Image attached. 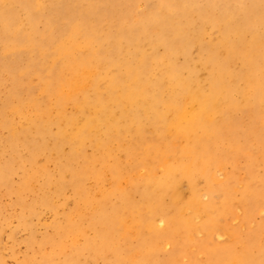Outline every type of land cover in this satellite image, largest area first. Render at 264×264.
Here are the masks:
<instances>
[{
	"label": "bare ground",
	"instance_id": "bare-ground-1",
	"mask_svg": "<svg viewBox=\"0 0 264 264\" xmlns=\"http://www.w3.org/2000/svg\"><path fill=\"white\" fill-rule=\"evenodd\" d=\"M83 1H85V0H0V26H1L0 27L1 28L0 29V37L2 35H3V37L7 36V39L5 41V46H6L5 50H6L7 54L10 53V57L13 58L8 63H7L8 59L4 60V61L1 60L0 61V68L4 69L5 71H7L12 76L14 83H15V81L17 83L19 81V78H20V81L22 80V82L24 83L23 79H21L22 73H20L17 69L18 53L22 50V47H23L22 44L24 42L27 43L28 45H31V46L34 45V43H35L34 36H36V32H37L36 26H38L37 24L42 23V25H44V29L41 31L40 43L39 44L37 43L38 44L37 46L40 49H46V51L49 52L50 49L48 46H50V48H51V46L54 45V49L53 48L51 49L52 52H51V50L49 52L50 56H52L55 59V61L60 62V63H58V65L61 64L60 67L62 66L61 68L60 67L57 68V67H54V64H53L51 67H49L50 66L49 65L48 67L44 68V67H42V65H38V64L37 65H35V64L29 65V68L31 70L37 71L38 73H41L44 76V81H45L44 82L45 83L44 89H47L48 92L51 93V95L56 98V101L58 103L63 104L67 100H71V99H73V100L76 99V101H77L78 100L77 96L80 93L83 94L84 91L86 93L87 92L86 90L89 89L91 91V88H93L94 91L90 93L92 95L93 99L91 101L84 100L81 103H79L77 106L79 112L76 110L78 112V115L75 113L73 116L69 117L66 120V122L69 125H71V127H69L68 129L70 130L72 128V131L70 134L67 133L69 131H65V129H64L65 127L64 128L60 127V120H62V119H60V117H57L55 119H49V121L46 123L43 122L44 121L43 120L44 118H43L42 120L40 119L42 121V123H40V121L38 122V120H35V118H32V120H31V117L28 116V117H30L29 118L30 124L28 126H26V128L31 127V129L36 134H38L40 136H44L45 134L46 135L49 134V139L51 141L53 140V142L51 144L52 148L55 147L57 149V147H58V149L63 150V148L65 147L63 144L68 143L69 150H68V152H66L62 155L64 157L65 161L63 164L60 165L59 170H60V174H61V172L65 171L66 169L72 170L73 187H71V188L74 190V201H75L74 203L75 204H77L76 200H78V204L81 203L79 201L85 202V200H86V203H88V204L90 203V198L88 195L86 197V195L84 193L86 190L83 189L84 187L82 185L85 184V183L83 184V181H84V178L86 176L87 177H88V175L92 176V174L95 175V173H93L94 169H91V167L89 166L90 162H89V164L86 163V166L83 167L84 169H82V170L81 169L76 170L77 168L75 169V167H74V164L76 163L75 162L76 159L83 157L81 150L83 149L82 147L85 145V143L87 141L88 142L90 141L92 146H94L93 149H96L100 145L101 141H107L108 142V136L106 135V136L102 137L101 135H105L108 133L115 132L116 133L115 136H118L122 131H128V132H130L131 137L139 145H141L140 148H142V157L139 158L140 163L151 166L150 167L151 169H149L150 172L147 173V175L145 174V171H143L146 169L145 168L139 173V175H140L139 182L134 183V185L131 187L129 186L130 187V192L128 191L129 194L131 192H132V194H135L136 192H138V195L137 194L136 195L137 196L140 195L141 198L140 197L139 198L141 200L138 197H137L138 198L137 200H139L141 202L140 203L135 202L136 200L135 201L132 200L134 197L131 198L132 194L129 195L127 192L123 193L121 191V192H119L120 193L119 194L120 199L118 202H120V203L118 206H116L112 202L114 199L111 201L112 203H110V209H108L106 207V204L109 201H105L104 203H102L101 209L98 208L99 209L98 215L96 214L97 216L91 222L92 229L94 231L93 237L92 238L88 237L87 239H84L83 246H81L79 248L80 250H77V251L72 250L73 253H77V255H80L81 254L80 251L86 250V251H89V253L92 252L94 255H97V254L105 253V251L108 249V251L112 250L114 255H116V257H117L112 262H110L109 264H141L138 261V259L135 258L136 255L133 254L134 251L136 252V250H133V253H131V255L134 256V259L132 258L133 261L128 260V262L125 263V261L120 260V258L124 259L125 257L118 254L121 251V248H120V246H114V241L119 239L118 234L120 233V231L122 229H125V231L127 230L132 235H134V237L137 241L136 246L135 245L134 246L137 248V250L139 251L141 249H144L145 253L144 254L142 253L141 256H145V258L141 259V261H143V260L149 261V259H152V261H155V257H156L157 252L163 250L166 252L165 254H168L167 261H158L157 264H184L180 261V257L184 256L183 251H185L188 248H191V245H192L191 249H193V250L196 249V247L194 245L195 241H193V234L196 235L195 233H197L199 235L202 232H206L211 237L213 236V234H218V237H219L221 235V228H223V231L226 232L227 234H229L230 236L231 235L236 236V232L238 233V231L235 232V231L230 230L229 229L230 227H227V225L225 223H227L228 220H231V219L226 218L227 214H229V215L230 214H233V215L238 214V213H236V208L239 207L240 205L236 204L235 199L238 198L239 193H241L240 195L242 196V199H244V201H245L244 202L246 205L245 207L249 208L250 210H252V206H253L252 205L253 204V197L257 196V198H259V197L264 198V192L256 191V187L254 188L251 186L250 183H248L250 181V179L252 177H254V175L256 176V174L251 175V172H249L250 173L249 175H251V177L249 176L250 177L249 181L247 183L243 182L238 186L237 179L230 180V175H227L228 174L227 172L224 173L222 170H220L219 172H215V170H212V168L209 167V164L211 162H213L217 168L222 169V167H219V165L221 164L222 161L227 160L226 158H229V156L231 155V152H230L224 156L223 155L224 152L222 153L221 150L214 152L215 142H213V141L221 136L222 131L224 132V130H222L223 123L225 126L224 128H228V130H229L230 126L228 123H229V120L232 119V118H229L231 116V115L229 116V111L233 110V109H237L238 107H240L243 104L242 102L237 101L236 99H234L232 97V92L234 89L236 90L237 87H236V85L232 86L233 81H235V80H234V76L232 75V73L230 71V64L234 63V61L237 59H242L246 63H248L247 66L245 65V67H244L245 72H242V70H241L242 73L239 72V74L236 75L239 78L238 83L240 84V81H242V79L248 80V78L250 76L253 77V75H251V74L255 70V66H257L255 64L258 61V60L255 61L254 59L262 57L261 60L263 61V63L258 62V64H259V66H261L263 68V70L262 69L260 70V74H262L263 75L262 77H264V57H263L264 54L262 52L263 51L262 50L263 43L260 40V38H258L257 33H256L257 25L264 23V0H229V3H230L229 6L227 5V2H225L226 5L224 3H222V5H220L218 2L216 3L215 0H213V2L207 6H202V5L200 6L198 4L199 1H197V0H150V3L145 4L144 6H141L140 0H127L128 1L127 9H124L123 11H125V12H122V13L119 12V9H116L117 8V6H116L117 2L112 1L111 7L107 8V7H100L98 2L94 3V2H91L90 0H86L87 2H83ZM205 2H207V0ZM82 3H84L83 7H79L80 4H82ZM112 11L114 12V15H115L114 16L115 21L117 20L116 22L114 21L116 23V28L124 27V24H125V26L126 25L129 26V29H128L129 33L133 37L128 42L129 45L133 44L131 46L130 50L128 51L129 53H130V51L134 52V53H132V55H130V57L131 56L134 57L133 61H131V59L129 61L128 59L125 58L122 60V62H116V63H118L117 67L119 68L120 71H122L127 76V79L125 81H122V79L119 76H117V72H116V75H107V77H106V82L108 84L107 86H108L109 96L114 101V103L116 104V106L118 108L121 107L119 114L114 112V110H113V112L110 111L108 108V104H106V100L104 101V99L99 97L100 95L99 96L96 95V94H98L97 90H96L97 89L96 83H97V80H99L100 70H102L103 68H105L107 65H109L112 62V59H114V55H120V50H122V49L119 50V46L117 44H114L112 47H110V49H108L109 52L108 51H102L103 49H99L97 51H95L96 49L93 50L95 52L91 53V55L89 56V59H88V57H86L87 59H85L82 56L76 55L77 49L79 50V49L83 48L84 45H88V46L90 45V43H89L90 39L98 40L99 30L97 27V23L99 21L102 22L103 19H101V18L106 17L107 15H109V13L111 14ZM117 12H119V13H117ZM236 13L239 16H241L240 17L241 20L235 19V17H237V16H235ZM21 14L24 15L27 23L31 27V30L29 29L30 32L27 33V36L26 35L24 36L23 34H21L23 31L22 30L23 27H21V25L20 26L17 25L18 27L14 26L16 24L15 21H17L16 18L17 17L20 18ZM34 14H37V17L34 16ZM92 16H98V17H94L93 20H91L90 18ZM131 24L132 25L135 24V25L132 26ZM196 24L198 25V27L197 28L195 27L196 28V30H195L194 26ZM42 25H39V26H42ZM136 25L138 27H136ZM113 27H115V26H113ZM37 28H39V27H37ZM111 28H112V26H111ZM216 28L219 29L220 34H221V36L218 37L217 42L213 43L210 46L208 44L207 45L201 44L200 37H201V35H203L202 33H204L202 31L205 30V32H207L208 30L210 31V29H216ZM11 29H14V31H13L14 34H11V33H13V32H11L12 31ZM56 29H57V31H56ZM111 31H113V30L111 29ZM119 31H121V30H119ZM148 31H151V32H148ZM247 31L250 33H253L252 41L250 43H248L245 40V38L242 37V35ZM156 32L159 34L157 35ZM129 33H128V35H129ZM150 33L155 34V36H152V34L150 35ZM250 33H249V35L251 37ZM130 35H129V37H130ZM246 36L247 35H245V37ZM125 37L127 38V35ZM142 37L147 41V44L151 45L152 50H151V52H148L145 55H141V56L139 55L140 58H139V60H137L135 57L138 56L139 52L137 51L138 49L136 48L135 43L137 42L138 39H140ZM233 37H234V39H232ZM262 37L264 38V36H262ZM206 38H209V37H206ZM109 40H111V39H109ZM208 40H210V38ZM138 41L140 42V40H138ZM117 43H119V42H117ZM158 44H161V45H163V47H165L166 51H165V54L163 57L160 56L159 54H157L155 51V48ZM191 44H193V45L195 44V45L200 46V51L202 53V60H201L202 65H204L208 68V74L209 75L207 74L208 75L207 79H208V87L209 88H208V90L206 89L207 90L206 92H203L202 90H200L201 89L200 85L203 83H201V84H199V86H197L198 83L193 82V77H195L197 75L200 76L201 74L198 73V74L194 75L195 71L189 70L190 73L188 75L185 72L184 73L186 75H183L181 73L184 71V69H183L184 66H182L181 68L179 67L180 65L176 66L178 63V62L176 63V56H178L179 53L184 54V56L187 55L188 51H190L189 48H190ZM91 45H93V44H91ZM124 46H126V44ZM128 47L126 49H128ZM222 48H224L226 50V52H227L226 56L227 57H221L220 56V50ZM36 49H38V48H36ZM90 49H91V47H90ZM160 51L161 50L159 48V52ZM194 51H195V48H194ZM41 52H42V50H41ZM88 52H91V51H88ZM204 52L207 53L206 56H205ZM47 53H46V55L49 56V54H47ZM81 53H82V51H81ZM192 53L189 52V55L190 54L192 55ZM37 54H39V53H37ZM28 55H26V56H28ZM41 55L45 56L42 53H41ZM82 55H83V53H82ZM38 60H40V59H38ZM114 60L117 61V59H114ZM134 61H135V63H134ZM152 61H154L156 63V66L163 64L164 67H166V69H165L166 72H163V73H165L166 78H167L166 82L164 79H161V78H157L156 81H154V83L150 82L151 76H150V67H149L150 64L149 63ZM189 63H191V62H189ZM193 64H195V63H193ZM191 66H193V65H191ZM236 67H238V66H236ZM29 68H27L26 71ZM111 69H113V68H111ZM43 70L45 71L46 74L43 73ZM257 72L255 74H257ZM3 73H4V71H3ZM28 73H30V72H28ZM31 73H32V71H31ZM235 73H236V71H235ZM105 74H106V72H105ZM161 74H162V72H161ZM2 76H4V75H2ZM6 76H8V74ZM101 76H103V75H101ZM51 77H54V80H55L54 85L52 83H50V81H48V79L52 80ZM254 78H255V76H254ZM196 79H194V80H196ZM5 80H4V82H5ZM258 81H260V79ZM101 82H105V81H101ZM20 84H19V87H20ZM40 85L42 86L43 84H40ZM149 85L151 87H149ZM35 86H39V85H35ZM95 86H96V88H95ZM166 86H167V94H170V95H168L166 98H162V96H163L162 95V92H163L162 88L163 87L165 88ZM242 87H243V85H241V88ZM244 87H246V88H244V90H246L247 87L249 88L248 90H250V87H251V89L254 91V94L256 93V99H254V101H256L257 107H255L256 108L255 110L262 108L263 107L262 104H264V82L258 83L257 81H247V85ZM27 88H28V90L32 91V89H29L28 86H27ZM27 88H26V90H27ZM34 88L36 89V87H34ZM15 89H17V88H15ZM37 89H39V88H37ZM5 90H7V89H5ZM22 90H24V89H22ZM26 90H25V92H26ZM89 90H88V92H89ZM241 90H243V89H241ZM164 91H166V89ZM19 92H22V91H19ZM40 93H39V95H41ZM11 94H10V96H11ZM99 94H100V92H99ZM103 94H105V93H103ZM3 95L5 98L4 93H3ZM248 95H250V94H248ZM173 96H175V97H173ZM239 96H241V95H239ZM244 96H245V94H244ZM37 97H33V98H37ZM42 97L43 96L41 95L39 97V99H41ZM176 97H179V98L176 99ZM17 98L18 97H16L15 99H17ZM43 98H45V97H43ZM42 99L40 101H42ZM90 99H91V97H90ZM242 99L243 98H241V101H243ZM27 100H29V97ZM33 101H32V103H33ZM6 102L4 103L5 105H6ZM2 103H1V105H2ZM40 103L41 102H39V104ZM7 105H6V108H8ZM124 105L126 107L124 110L125 114L121 110L122 107H124ZM9 107L11 108V106H9ZM67 107H68V105H67ZM3 108H5V106ZM220 108H222V113L224 115L223 116L221 115L222 120L218 121L216 118V115L218 114V112L220 113V111H221ZM37 110L39 111L40 108L38 107ZM250 110H251V108H250ZM4 111L5 110H3V112ZM247 112H249V111H247V109H246V113ZM42 113H45V111ZM54 113H55V111H54ZM1 114H2V112H1ZM50 114H49V116H50ZM254 114H256V113H254ZM5 116H6V114H5ZM234 116H236V115H234ZM246 116H247V114H246ZM255 116L256 115H254L253 117H255ZM257 116L259 117L260 115H257ZM257 116L255 118L259 119V118H257ZM14 117H15V115H14ZM244 117L245 116H243V118ZM20 118L23 119V117H20ZM24 118H25V116H24ZM38 118H40V117H38ZM124 118H125V120H124ZM16 120H17V118H16ZM237 120H239V119L237 118ZM241 120H239V121H241ZM9 121H10V119H9ZM145 121H147L148 127L151 128L148 131L156 134V140L159 141L158 143H154L155 137H153V142H151L152 139H151V141H149L145 138V135L143 133L144 128H146V127H144V126H146L145 125L146 123H144ZM248 121H249V119H248ZM259 121H261V119ZM10 123H8V124H10ZM16 123H18V122H16ZM22 123H25V122H22ZM238 123H240V122H238ZM4 124H6V123H4ZM26 124H28V123H26ZM26 124H24V125H26ZM258 124L256 126H258ZM54 125L57 126L56 127L57 133L53 134V133H51L52 130L50 127L54 126ZM243 125L245 126V124H243ZM1 126L2 125H0V127ZM18 126H20V124ZM238 126H239V124H238ZM250 127H252V126H250ZM9 128L11 129V127H9ZM235 128H236V125H234V123H233L231 131H235L237 129V128L236 129ZM240 129H242V128L240 127ZM228 130H227V134H229V137H230V135H232L233 132H230ZM248 130H250V128ZM237 131H238V129H237ZM27 132H29V131L12 130V133H11L12 136L10 135L11 138L10 139L7 138L8 139L7 145L12 150H15L18 147L17 146L18 143L21 142L23 147H26L27 150L30 151L31 160L33 161L34 156L38 152H40L44 149V147H43L44 145L35 143L36 140L33 141L34 143H27L26 138L23 139L24 135ZM228 132H230V133H228ZM166 133H169L172 141H168L165 139L164 135ZM247 133L246 134L244 133V134L248 136ZM26 135H28V133ZM33 135H35V134H33ZM68 135H69V137L66 138ZM251 135H253V134H251ZM241 136H243V134ZM0 137H2V135ZM37 137H38V139H40L39 136H37ZM113 138H114V135H113ZM255 138L256 137H254V139ZM42 140H43V138H42ZM177 140H178V143H177ZM231 140H233V139H231ZM241 140H242V138H241ZM45 141H48V140H45ZM125 141H126V139H125ZM209 141L213 142V150H211V147H210L211 143H209ZM234 141L235 142H233V143L235 145L238 144L237 142H239L238 140H234ZM247 141L245 140L244 142L246 143ZM39 142H40V140H39ZM109 143L111 145H113L112 142H109ZM107 144L108 143H106V146H107ZM247 144H249V142ZM45 145H46V143H45ZM263 145H264V143H263ZM118 146H121V145H118ZM240 147H242V146H240ZM259 147L260 146H258L257 151H258V149L261 148V147L260 148ZM113 148H116V147H113ZM98 149L97 150L99 152L101 148H98ZM121 149H123V148H121ZM127 149L129 151V153L128 152L127 153L130 155V157H128V156L127 157L131 161V167L132 168L134 166L136 167L137 162L135 159V156H136L135 147L127 146ZM127 149H125V150H127ZM22 150H24V149L22 148ZM62 150H60V152ZM65 151H67V149ZM84 151L86 152V150H84ZM238 151H242V150H238ZM251 151H252V149H248V147H246L245 152H247V154L249 156L251 155L250 154ZM49 152H50V150H49ZM62 152H64V151H62ZM62 152H61V154H62ZM107 152H108V154H106V153L105 154H106V156H109L110 151H107ZM117 152H120V149ZM93 153L94 152H92V154ZM95 154H94V156H96ZM241 154H243V153H241ZM241 154L239 153V155H241ZM254 154H255V152H254ZM245 155H243V156H245ZM221 156H222V158H220ZM232 156H234V155H232ZM113 157L116 158L115 156H113ZM119 157H121V155ZM123 157H125V156H123ZM234 157H236V156H234ZM20 158H22V157H20ZM107 158H109V157H107ZM237 159H234L235 162H239V161H237ZM240 159H243V158H240ZM252 159H253V157H252ZM98 160H99V158H98ZM110 160H111V158H110ZM100 162H101V160H100ZM123 162H125L124 159H123ZM119 163H121V162H119ZM119 163H118V165H119ZM251 163H252V161H251ZM258 163H259V161H258ZM42 164L44 165V163H42ZM157 164H158V167L156 166ZM236 164H238V163H236ZM103 165H105V163H103ZM106 166H108V165H106ZM155 166L158 168V170L161 169V170H159L160 174L158 173L156 175L155 174L156 172L154 173V171L156 169ZM216 167H214V168H216ZM80 168H81V166H80ZM121 168H122V166H121ZM100 169H101V167H100ZM239 170H238V172H239ZM159 171H157V172H159ZM95 172H97V171H95ZM135 172H137V170ZM104 173H106V172H104ZM111 173L114 177H118L119 173H121V172H119V168L117 166H113V167H111ZM237 174L239 175V173H237ZM32 175H33V173L26 172V178H25L26 181H29L31 179ZM247 175H248V172H247ZM113 176H111V177H113ZM243 176H245V175H242V177ZM261 176H262V174H261ZM52 177H53V175H52ZM259 178L260 179L258 180V187L260 186V187L264 188V178H261V177H259ZM88 179H89V177H88ZM199 179H202V181L204 183V186L202 188L198 186V180ZM246 179H248V178H246ZM111 180H112V178H111ZM51 181L52 180L47 175L46 179H45L46 186L50 185ZM88 181H90V180H88ZM99 181H101V180H99ZM69 182H71V180ZM69 182H67V183H69ZM93 182H92V184H94ZM183 182H186V188H187L186 193H185L184 189L182 188ZM96 183H98V182H96ZM103 183H104V180H103ZM56 184L61 186L62 180L58 179V182ZM105 185H107V184H105ZM113 185L116 186L115 184H113ZM68 187H70V186H68ZM87 187L88 186H86V188ZM92 188H94V187H92ZM116 189H117V187H116ZM23 190H25V189H23ZM122 190H123V188H122ZM127 190L128 189H126V191ZM258 190H260V189H258ZM94 192H96V191H94ZM104 192H106V191H104ZM110 192H111V190H110ZM186 194H187V196H186ZM109 195H112V193L111 194L109 193ZM166 195L167 196L170 195V200L175 205H172L171 201H170V205H165L163 203L162 198ZM241 196H239V201L241 200ZM114 197H115V195H114ZM119 197H116V198H119ZM97 198H101V197H97ZM105 198H108V196L105 195ZM110 200H111V197H110ZM92 201H94V200H92ZM43 202H44V200H43ZM48 202H49V199L47 200V203ZM176 202L178 204H176ZM47 203L45 202L46 205L49 204V203L48 204ZM54 203H55V201H54ZM75 204L73 205L74 211H76L75 210L76 207H80L78 204H77L78 206ZM247 204H249V205H247ZM87 207H88V205H87ZM96 208H97V206H96ZM262 208H264V207H262ZM84 209H86V208L84 207ZM78 210H80V209H78ZM95 210H97V209H95ZM241 210H243V208ZM250 210H246V212L244 210H243V212L241 211L242 213L238 217L239 221H240L239 224H241L242 221L245 219H246L245 221L249 222V219H250L251 214H252L249 212ZM65 212H66V210H65ZM70 212H72V209ZM88 212H89V210H88ZM187 212H189L191 214L188 215ZM73 214H71V216ZM220 215H223L222 220L220 219ZM63 216L64 217L68 216V218L70 217L68 215V212H66V214H64ZM231 217H233V216H231ZM252 218H253V215H252ZM259 218L257 220H259ZM260 219L263 220V218H260ZM71 220H73V219L71 218ZM67 221H70V220H67ZM237 221L235 223H237ZM230 222L231 221H229V223ZM254 222L256 223L257 221H254ZM229 223H227V224H229ZM53 224H54V222H53ZM53 224H51V225H53ZM59 224H60V222H59ZM231 224H233V223H231ZM263 224H264V222H263ZM248 225H250V224H248ZM54 226L55 225H53V228H54ZM59 226H62V225H59ZM62 228H64L66 231L70 232V230H74V229L76 230L77 225L76 224H69L67 222V225L65 227H60V230ZM262 228H260V229H262ZM238 229H236V230H238ZM59 232L57 231L56 233H59ZM90 232H91V230H90ZM56 233H55V235H56ZM60 233H62V232H60ZM60 233H59V236H60ZM75 233H77V232L75 231ZM124 233H126V232H124ZM64 234L65 233H63L62 235L64 236ZM73 234H74V232H73ZM247 234H250V233H247ZM77 235H78V233H77ZM60 238H62V237H60ZM68 238H67V240H68ZM72 238H73V236H72ZM241 238H242V236H241ZM57 239H58V237H57ZM211 239H212V242L216 241V240H214V237H212ZM257 239H259V238L257 237ZM45 240H47V239H45ZM225 240H227V239H225ZM52 241H54V240H52ZM238 241H240V240H238ZM122 242H126V239L122 238ZM49 243H50V241H49ZM53 243L54 242H52V244ZM222 243H224V242H222ZM52 244H51V246H52ZM55 244H57L56 241H55ZM58 244H61V242H59ZM62 245H64V243ZM66 245H68V244H66ZM56 247H57V245L55 246V248ZM69 247L70 246H68V248ZM238 249H240V248H238ZM55 250H53V251H55ZM201 250H203V249H201ZM249 250H251V248ZM60 251L63 254L62 256H65L67 254L64 247H62L61 250L59 249V252L56 250V252H58V253H60ZM131 251H132V249H131ZM214 251L217 252L216 258H215V260H210L211 264H225L224 262H226V259H225L226 256L229 257V264H230V262H232L233 264H263V262H264V246L261 247V249L259 250L260 256H257L256 258H253V259L248 256L249 254H251V253L248 254V251H246V252L243 251L244 252L243 254L237 253L233 248H231V245H229L225 249H221L220 246L217 245V249H214ZM203 253H205V252H203ZM54 255H55V257H57L56 254H54ZM139 255H140V253H139ZM194 255L196 257V254H194ZM200 255H202V254H200ZM205 255H206V253H205ZM252 255H254V254H252ZM256 255H258V254H256ZM81 256H82V254H81ZM81 256H80V258H81ZM132 256H130V257H132ZM189 256H190V254H189ZM105 257H106V255H105ZM204 257H209V256H204ZM44 258H47V256L46 257L44 256ZM211 258H212V256H211ZM90 259H92V258H90ZM195 259H198V258H195ZM67 260H68L67 264H75L76 263L75 258L73 257L72 253H71L70 257H67ZM207 260H209V259H207ZM152 261H150V262H152ZM61 262H62V260H61ZM61 262H60V264H61ZM80 262H82V261H80ZM100 262H102V261L100 260ZM57 263H59V262H57ZM45 264H55V263H54L53 259L49 258ZM187 264H192V262L191 263L188 262Z\"/></svg>",
	"mask_w": 264,
	"mask_h": 264
},
{
	"label": "rangeland",
	"instance_id": "rangeland-1",
	"mask_svg": "<svg viewBox=\"0 0 264 264\" xmlns=\"http://www.w3.org/2000/svg\"><path fill=\"white\" fill-rule=\"evenodd\" d=\"M91 2H94V3H99V6L100 7H111V2H117V8L116 9H119V12L122 13V12H125L123 11L124 9H127V4H128V1L127 0H90ZM199 1L198 4L201 6H207V5H210L213 0H207V2H205L206 0H197ZM216 3L218 2L220 5H222V3H224L226 5L225 2H227V5L229 6L230 3H229V0H215ZM83 2H87L86 0L83 1ZM203 2V3H202ZM150 3V0H140V5L141 6H144L145 4H148ZM101 4V5H100ZM223 4V5H224ZM84 3L80 4L79 7H83ZM231 7V6H230ZM141 8V7H140ZM117 12V13H119ZM112 15V16H111ZM34 16L37 17V14H34ZM111 16V17H110ZM114 12L112 11V13L109 15H107L106 17H102L101 19H103L102 22H98L97 23V27H98V30H99V36H98V40H95V39H90L89 43L90 45H84L83 48L81 49H77V54L76 55H79V56H82L84 57L85 59H87L86 57H88L89 59V56L91 55L92 52H95L99 49H103L102 51H108V49H110V47H112L114 44H117L119 46V50H120V55H114V59H117L114 60L112 59V62L107 65L105 68H103L102 70H100V75H99V80H97V83H96V86H97V93L96 94L97 96H99L100 98L104 99V101L106 100V104H108V108L110 111L113 112H116L117 114H119V111H120V108L121 107H117L116 104L114 103V101L110 98L109 96V93H108V84L106 82V77L107 75H116V72H117V76H119L122 81H125L127 79V76L119 70V68L117 67L118 63L116 62H122L123 59H128L130 61H133V56L130 57V55H132V53H134L133 51H130V53L128 52L131 48V46L133 45H129V41L130 39H132V35H130L129 33V26H125L124 24V27H118L116 28V21H115V18H114ZM237 17H235V19H239L241 20V16H239L237 13L236 15ZM20 17V16H19ZM94 17H98V16H92L90 19L93 20ZM109 17V18H108ZM24 15L21 14V17L20 18H16L17 21H15V27H18L21 25V27H23V31L21 34H23L24 36L26 35L27 36V33L30 32L31 30V27L30 25L27 23L26 21V18L24 19ZM19 19V20H18ZM22 19V20H21ZM24 19V20H23ZM107 19V20H106ZM111 20V21H110ZM26 21V22H25ZM115 21V22H114ZM20 22V23H19ZM19 23V24H18ZM103 23V24H102ZM115 23V24H114ZM23 24V25H22ZM106 24V25H105ZM18 25V26H17ZM38 26H36V36H34V40H35V43L33 46L31 45H28L27 43H23V47H22V50L18 53V57H17V69L20 73H22V76H21V79H23L24 83L22 82V80L20 81V78H19V81L16 83H14V80L12 79V76L7 72L5 71L4 69H1L0 68V114L2 112V114L0 115V125H2L0 127V136L2 135V137H0V264H45L46 261L50 258V259H53L54 260V263L55 264H60L61 260V264H67L68 263V260H67V257H70L71 256V253L73 255V257L75 258V264H109L110 262H112L116 257V255H114L113 251L110 250L108 251V249L105 251V253L103 254H97V255H94L92 252L89 253V251H80L81 254L80 255H77V253H73V251H77V250H80L79 248L81 246H83V242H84V239H87L88 237L89 238H92L93 235H94V231L92 229V225H91V222L94 220V218L98 215L99 213V209H101V205L102 203H104L105 201H109L107 204H106V207L108 209H110V203H114L116 206L119 205L120 202L119 199V192H123V193H128L130 192V187L134 185V183H137L139 182L140 180V175L139 173L143 170L145 171V174L147 175V173L150 172L149 169H151L150 167L151 166H148L146 164H142L140 163L139 161V158L142 157V148L141 145H139L132 137H131V134L130 132L128 131H122L118 136H115L116 133L113 132V133H108V134H105V135H101L102 137L104 136H108V142L107 141H101L100 145L96 148V149H93L94 146H92V144L90 143V141L85 143V145L82 147L83 149L81 150L82 152V155L83 157H80L78 159H76V163L74 164V167L76 170H82L84 169L83 167L86 166V163L89 164L90 162V167L91 169H94V174H92V176L88 175V177L84 178V181H83V184L85 185H82L85 189L84 193L87 197V195L89 196L90 198V203H86V200L85 202L83 201H79L81 203L78 204V200H76V203L80 206V207H76L74 211V207L73 205L75 204L74 202V190L71 188L73 187V183H72V170L70 169H66L65 171L61 172L60 174V170H59V167L61 164L64 163L65 159L64 157L62 156L64 153L68 152L69 150V145L68 143L66 144H63L65 147V149L63 148L62 149H57L54 147L52 148L51 147V144L53 142V140L51 141L49 139V134H45L44 136H40L38 134H36L32 129L31 127L29 128H26V126H28L30 124V117H31V120L32 118H35V120H38V122L40 121V123H42V119L44 120L43 122H48L49 119H55L57 117H60V127L64 128L65 131H69L67 133H71L72 131V128L69 130L68 128L71 127V125H69L66 120L73 116L75 113L78 115V104L81 103L82 101L84 100H88V101H91L93 98H92V95L90 94L91 92H93V88H91V91L89 90H86L87 94L85 93V91L83 92V94H79L77 96L78 98V102L76 101V99H71V100H67L66 102H64L63 104L61 103H58L56 101V98L53 97L51 95V93L48 92L47 89H44V76L41 74V73H38L37 71H33L29 68V65L31 64H35V65H42V67H51L53 64H54V67H60L61 64L58 65V63H60L59 61H55V59L50 56V50L53 48L54 49V45L51 46H48L49 47V52L46 51V49H40L37 45L40 43V34H41V31L44 29V25H42V23L40 24H37ZM39 25H42V26H39ZM132 25V24H131ZM135 25V24H133ZM132 25V26H133ZM262 25V26H261ZM112 26V28H111ZM115 26V27H113ZM1 27V26H0ZM27 27V28H26ZM39 27V28H37ZM42 27V28H41ZM136 27H138L136 25ZM198 27V25L196 24L194 26V29L196 30V28ZM261 27V28H260ZM263 27V28H262ZM124 28V29H123ZM1 29V28H0ZM30 29V30H29ZM111 29L113 31H111ZM117 29V30H116ZM264 23L263 24H260V25H257V36L258 38H260V40L262 41L263 43V48H262V52L264 54V38L262 36H264ZM13 32L14 29H11ZM29 30V31H28ZM121 30V31H119ZM57 31V29H56ZM119 31V32H118ZM207 31V30H206ZM10 32V33H11ZM148 32H151V31H148ZM204 33H202L203 35H201L200 37V42L201 44L203 45H212L213 43H216L217 42V39L218 37L221 36L220 34V31L218 28L216 29H210V31L208 30L207 32L202 31ZM248 32V31H247ZM245 32L242 37L245 38V40L250 43L252 41V37H253V33H250V32ZM130 37H129V35ZM249 33L251 34V37L249 35ZM11 34H14L11 33ZM38 34V35H37ZM152 34V36H155V34L153 33H150V35ZM156 34L158 35L159 33L156 32ZM207 36H206V35ZM216 34V35H215ZM113 35V36H112ZM124 35V36H123ZM127 35V38L125 37ZM245 35H247L245 37ZM260 35V36H259ZM262 35V36H261ZM5 36V35H4ZM213 36V37H212ZM6 37V38H5ZM3 37V35L0 37V61H4V60H7V63L10 62L13 58L10 57V53L7 54L5 48V41L7 39V36ZM37 37V38H36ZM204 37V38H203ZM206 37H209L210 40H208L209 38H206ZM250 37V38H249ZM103 38V39H102ZM118 38V39H117ZM122 38V39H121ZM5 39V40H4ZM111 39V40H109ZM143 39V40H142ZM234 39V37L232 38ZM128 40V41H127ZM140 40V42L138 41ZM137 42L135 43L136 45V48L138 49L137 51L139 52L138 53V56L140 55H145L147 54L148 52H151L152 50V47L150 44H147V41L142 37L140 39H138ZM202 40V41H201ZM205 40V41H204ZM250 40V41H249ZM207 41V42H206ZM214 41V42H213ZM94 42V43H93ZM99 42V43H98ZM115 42V43H114ZM119 42V43H117ZM127 42V43H126ZM139 42V43H138ZM2 43V44H1ZM38 43V44H37ZM98 43V44H97ZM144 43V44H143ZM36 44V45H35ZM93 44V45H91ZM121 44V45H120ZM126 44V46L124 45ZM146 44V45H145ZM141 45V46H140ZM144 45V46H143ZM86 46V47H85ZM129 46V47H128ZM143 46V47H142ZM150 46V47H149ZM160 46V47H159ZM91 47V49H90ZM128 47V49H126ZM160 48V52H159V48ZM195 48V51H194V48ZM38 48V49H36ZM125 48V49H124ZM143 48V49H142ZM191 48V49H190ZM190 48L188 51V54L184 56V54L182 53H179L178 56H176V63L177 65L176 66H179L180 68L182 66L184 71L181 73L183 75H188L190 73L189 70H194L195 71V74H201L200 76L197 75L195 77H193V82L194 83H198L197 86H199V84L203 83L200 85L201 89L203 92H206L208 90V68L204 65H202V53L200 51V46L199 45H193L191 44L190 45ZM27 49V50H26ZM35 49V50H34ZM90 49V50H89ZM96 49V50H95ZM124 49V50H123ZM140 49V50H139ZM145 49V50H144ZM42 50V52H41ZM85 50V51H84ZM95 50V51H93ZM158 50V51H157ZM46 51V52H45ZM83 55H82V53ZM84 51V52H83ZM88 51H91V52H88ZM123 51V52H122ZM155 51L157 54H159L160 56H164L165 54V47H163V45L161 44H158L155 48ZM5 52V53H4ZM29 52V53H28ZM45 52V53H44ZM48 52V53H47ZM52 52V50H51ZM86 52V53H85ZM189 52H193L192 55L190 54L189 55ZM39 53V54H37ZM44 54L45 56L41 55ZM49 54V56L46 55ZM79 53V54H78ZM2 54V55H1ZM29 54V55H28ZM205 56L207 55L206 52H204ZM28 55V56H26ZM35 55V56H34ZM88 55V56H87ZM227 52L224 48H222L220 50V56L221 57H227ZM8 56V57H7ZM24 56V57H23ZM26 56V57H25ZM34 58H33V57ZM127 56V57H126ZM136 56L135 58L137 60H139L140 56L138 57ZM194 56V57H193ZM198 58H197V57ZM264 57V55H263ZM32 58V59H31ZM37 58V59H36ZM196 58V59H195ZM40 59V60H38ZM185 59V60H184ZM192 59V60H191ZM262 57H259L257 59H254L255 61H257V63L255 65V70L253 71V73L248 78V80L246 79H242V81H240V84L238 83V80L239 78L236 76L237 74H239V72H245V65L247 66L248 63H246L244 60L242 59H237L234 61V63H231L230 64V71L232 73V75L234 76V80L236 81H233V84L232 86L236 85L237 89L233 90L232 92V97L234 99H236L237 101H240L242 102L243 104L238 107L237 109H233V110H230L229 111V118H232V119H228L229 120V130L228 128H224V123H223V126H222V130H224V132L222 131L221 133V136L219 138H217L216 140H214L213 142H215V146H214V152L216 151H222L223 155L225 156L226 154L230 153L231 152V155L229 156V158H226L227 160L225 161H222L221 164L219 165V167H222V169H219L215 166V164L213 162H211L209 164V167L212 168V170H215V172H219L220 170H222L224 173L227 172L228 174L227 175H230V180L232 179H237V182H238V186L241 184V183H247L251 177L252 174H256V176L254 175V177H252L250 179V181L248 183L251 184L252 187H256V191H261V192H264V188L262 187H258V180L260 179L259 177L261 178H264V104L262 108L258 109V110H255L257 107V103L256 101H254V99H256V93L254 94V91L251 89L250 87V90H248L249 88L247 87L246 90H244V86L247 85V81H257L258 83H261V82H264V77H262L263 75L260 74V70L263 68L261 66H259L258 62L260 63H263V61L261 60ZM24 60V61H23ZM33 60V61H32ZM196 60V61H195ZM261 60V61H260ZM50 61V62H49ZM182 61V62H181ZM184 61V62H183ZM186 61V62H185ZM21 62V63H20ZM29 62V63H28ZM40 62V63H39ZM191 62V63H189ZM200 62V63H199ZM240 62V63H239ZM135 63V61H134ZM154 63V64H153ZM189 63V64H188ZM195 63V64H193ZM57 64V65H56ZM150 76H151V79H150V82L151 83H154V81H156L157 78H161V79H164L165 82L167 80L166 78V75L165 73L163 72H166V67H164V65H159V66H156V63L154 61L150 62ZM200 66H199V65ZM237 64V65H236ZM240 64V65H239ZM153 65V66H152ZM193 65V66H191ZM196 65V66H195ZM244 65V66H243ZM22 66V67H21ZM24 66V67H23ZM113 66V67H112ZM115 66V67H114ZM156 66V67H155ZM238 66V67H236ZM62 67V66H61ZM60 67V68H61ZM161 67V68H160ZM243 67V68H242ZM29 68L27 71L26 69ZM59 68V69H60ZM113 68V69H111ZM201 68V69H200ZM58 69V70H59ZM163 69V70H162ZM232 69V70H231ZM32 73H31V71ZM64 70V69H63ZM4 71V73H3ZM26 71V72H25ZM162 74H161V72ZM200 71V72H199ZM236 71V73H235ZM258 71V72H257ZM2 72V73H1ZM30 72V73H28ZM106 72V74H105ZM186 74H185V73ZM197 72V73H196ZM204 72V73H203ZM241 72V73H242ZM257 72V74H255ZM34 73V74H33ZM43 73H45V71L43 70ZM103 73V74H102ZM159 73V74H158ZM240 73V74H241ZM259 73V74H258ZM8 74V76H6ZM46 74V73H45ZM208 74V75H207ZM4 75V76H2ZM103 75V76H101ZM105 75V76H104ZM11 76V77H10ZM34 76V77H33ZM255 76V78H254ZM33 77V78H32ZM156 77V78H155ZM202 77V78H201ZM257 77V78H256ZM260 77V78H259ZM262 77V78H261ZM36 78V79H35ZM52 80L48 79V81H50V83H52L54 85L55 83V80H54V77H51ZM197 78V79H196ZM253 78V79H252ZM6 79V80H5ZM25 79V80H24ZM196 79V80H194ZM260 79V81H258ZM5 80V82H4ZM39 80V81H38ZM201 80V81H200ZM203 80V81H202ZM8 81V82H7ZM29 81V82H28ZM101 81H105V82H101ZM200 81V82H199ZM206 81V82H205ZM4 82V83H3ZM34 82V83H33ZM43 84L42 86L39 84ZM42 82V83H41ZM21 83V84H20ZM5 84V85H4ZM19 84H20V87H19ZM35 85H39V86H35ZM204 85V86H203ZM241 85H243V87L241 88ZM2 86V87H1ZM17 86V87H16ZM26 86V87H25ZM27 86L29 87V89H32L31 90H28ZM36 87V89L34 87ZM95 86V88H96ZM8 87V88H7ZM31 87V88H30ZM149 87H151L149 85ZM205 87V88H204ZM2 88V89H1ZM14 88V89H13ZM17 88V89H15ZM27 88V90H26ZM39 88V89H37ZM240 88V89H239ZM7 89V90H5ZM24 89V90H22ZM163 89V92H162V98H166L168 95L170 94H167V86ZM166 89V91H164ZM207 89V90H206ZM239 89V90H238ZM243 89V90H241ZM2 90V91H1ZM26 90V92H25ZM40 90V91H39ZM241 90V91H240ZM11 91V92H10ZM17 91V92H16ZM19 91H22V92H19ZM36 91V92H35ZM47 91V92H46ZM239 91V92H238ZM247 91V92H246ZM5 94V98H4V95L3 93ZM38 92V93H37ZM41 92V93H40ZM100 92V94H99ZM105 94H103V93ZM236 92V93H235ZM246 92V93H245ZM12 93V94H11ZM22 95H21V94ZM26 93V94H25ZM39 93L45 97V98H41L42 101H40L41 99H39V97L41 95H39ZM43 93V94H42ZM46 93V94H45ZM11 94V96H10ZM38 94V95H37ZM236 94V95H235ZM245 94V96H244ZM250 94V95H248ZM3 95V96H2ZM13 95V96H12ZM17 95V96H16ZM20 95V96H19ZM27 95V96H26ZM29 95V96H28ZM91 95V96H90ZM103 95V96H102ZM234 95V96H233ZM238 95V96H237ZM241 95V96H239ZM23 96V97H22ZM25 96V97H24ZM38 96V97H37ZM107 96V97H106ZM254 96V97H253ZM7 97V98H6ZM16 97H18L17 99H15ZM29 97V100H27ZM33 97H37V98H33ZM91 97V99H90ZM94 97V96H93ZM107 99H106V98ZM175 97V96H173ZM239 97V98H238ZM252 97V98H251ZM22 98V99H21ZM24 98V99H23ZM26 98V99H25ZM83 98V99H82ZM179 97H176V99H178ZM241 98H243L241 101ZM4 99V100H3ZM9 99V100H8ZM15 99V100H14ZM36 101H35V100ZM46 99V100H45ZM8 100V101H7ZM19 100V101H18ZM34 100V101H33ZM44 100V101H43ZM49 100V101H48ZM246 100V101H245ZM7 101V102H6ZM14 101V102H13ZM33 101V103H32ZM55 101V102H54ZM3 102V103H2ZM6 102V105L7 107L9 108H6V105L4 104ZM39 102H41L39 104ZM73 102V103H72ZM253 102V103H252ZM2 103V105H1ZM4 104V105H3ZM18 104V105H17ZM33 104V105H32ZM22 105V106H21ZM38 105V106H37ZM41 105V106H40ZM54 105V106H53ZM66 105V106H65ZM68 105V107H67ZM5 106V108H3ZM11 106V108L9 107ZM19 106V107H18ZM40 108V110L38 111L37 108ZM13 108V109H12ZM68 108V109H67ZM125 105L124 107H122V112L125 114ZM251 108V110H250ZM8 109V110H7ZM62 109V110H61ZM221 111L220 113L218 112V114L216 115V118L218 121H221L222 120V116L224 115L222 113V108H220ZM245 109V110H244ZM246 109L247 112L246 113ZM3 110H5L3 112ZM35 110V111H34ZM78 112H77V111ZM7 111V112H6ZM45 113H42L44 112ZM55 111V113H54ZM239 113H238V112ZM241 111V112H240ZM251 111V112H250ZM254 111V112H253ZM40 112V113H39ZM47 112V113H46ZM231 112V113H230ZM235 112V113H234ZM247 116H246V114ZM262 112V113H261ZM16 113V114H15ZM51 113V114H50ZM238 113V114H237ZM256 113V114H254ZM261 113V114H260ZM4 114V115H3ZM6 114V116H5ZM20 114V115H19ZM24 114V115H23ZM50 114V116H49ZM72 114V115H71ZM241 114V115H240ZM17 120H16V118ZM44 115V116H43ZM222 115V116H221ZM236 115V116H234ZM254 115H260L259 117L257 116V118L259 119H256L255 117H253ZM25 116V118H24ZM30 116V117H28ZM233 116V117H232ZM240 116V117H239ZM243 116H245L243 118ZM8 117V118H7ZM20 117H23L20 118ZM27 117V118H26ZM40 117V118H38ZM236 117V118H235ZM237 118L239 120H237ZM241 118V119H240ZM4 121H3V120ZM10 119V121H9ZM41 119V120H40ZM65 119V120H64ZM246 119V120H245ZM249 119V121H248ZM261 119V121H259ZM2 120V121H1ZM12 120V121H11ZM125 120V118H124ZM244 120V121H243ZM27 121V122H26ZM64 121V122H63ZM2 122V123H1ZM12 124H11V123ZM18 122V123H16ZM22 122H25V123H22ZM224 122V121H223ZM237 122V123H236ZM240 122V123H238ZM6 123V124H4ZM10 123V124H8ZM22 123V124H21ZM28 123V124H26ZM144 123H146L144 127V135H145V138L149 141H152L153 142V137L154 138V143H158L159 141L156 140V134L154 133H151L150 131H148L149 128L148 125H147V121H145ZM234 123V125H236V128L237 129L235 131H231L232 129V124ZM245 124V126L243 124ZM259 123V124H258ZM20 124V126H18ZM26 124V125H24ZM68 124V125H67ZM239 124V126H238ZM248 124V125H247ZM258 124V126H256ZM4 125V126H3ZM10 125V126H9ZM12 125V126H11ZM243 125V126H242ZM6 126V127H5ZM238 126V127H237ZM248 126V127H247ZM252 126V127H250ZM11 127V129L9 128ZM56 125L54 126H51V133H57L56 131ZM240 127L243 129H240ZM5 128V129H4ZM25 128V129H24ZM250 128V130H248ZM257 128V129H256ZM10 129V130H9ZM29 129V130H28ZM54 129V130H53ZM230 131V132H233L232 135H230L229 137V134H227V130ZM252 129V130H251ZM12 130H15V131H29L27 132L28 135H24L23 139L26 138V142L27 143H34L33 141L36 140L35 143L37 144H41V145H44V149L40 152H38L35 156H34V160L32 161L31 160V154H30V151L27 150L26 147H23V145L21 144V142L18 143V147L15 149V150H12L11 148L8 147V139L11 138V133H12ZM226 130V131H225ZM6 131V132H5ZM55 131V132H54ZM242 131V132H241ZM228 132V133H230ZM248 132V133H247ZM6 133V134H5ZM10 133V134H9ZM31 133V134H30ZM129 133V134H128ZM235 133V134H234ZM247 133V135L245 134ZM260 133V134H259ZM35 134V135H33ZM111 134V135H110ZM243 134V136H241ZM253 134V135H251ZM8 137H7V136ZM11 135V136H10ZM113 135H114V138H113ZM251 135V136H250ZM35 136V137H34ZM40 139H38V137ZM225 136V137H224ZM260 136V137H259ZM37 137V138H36ZM46 137V138H45ZM69 135L66 137L68 138ZM124 137V138H123ZM131 137V138H130ZM165 139L168 140V141H172L169 133H166L164 135ZM254 137H256L254 139ZM8 138V139H7ZM43 138V140H42ZM122 138V139H121ZM226 138V139H225ZM242 138V140H241ZM114 139V140H113ZM126 139V141H125ZM129 139V140H128ZM133 139V140H132ZM233 139V140H231ZM32 140V141H31ZM40 140V142H39ZM45 140H48V141H45ZM218 140V141H217ZM234 140H238L239 142H237L238 144H234L233 142H235ZM247 141L246 143L244 141ZM253 140V141H252ZM45 141V142H44ZM129 143H128V142ZM132 141V142H131ZM50 142V143H49ZM109 142H112L113 145H111ZM123 142V143H122ZM213 142H210V147H211V150H213ZM225 142V143H224ZM249 142V144H247ZM43 143V144H42ZM46 143V145H45ZM106 143L107 146H106ZM125 143V144H124ZM177 143H178V140H177ZM224 143V144H223ZM20 144V145H19ZM124 144V145H123ZM221 146H220V145ZM246 144V145H245ZM251 144V145H250ZM262 144V145H261ZM49 145V146H48ZM62 145V146H63ZM117 145V146H116ZM118 145H121V146H118ZM234 145V146H233ZM244 145V146H243ZM248 145V146H247ZM123 146V147H122ZM127 146H130V147H135V159H136V164H137V168L134 166L133 168L131 167V161L128 159V157H130V155L128 154L129 151L127 149ZM219 146V147H218ZM225 146V147H224ZM242 146V147H240ZM258 146H260L257 151V148ZM46 147V148H45ZM48 147V148H47ZM90 147V148H89ZM109 147V148H108ZM113 147H116V148H113ZM120 147V148H119ZM239 147V148H238ZM246 147H248V149H252L251 151V155L249 156L247 154L246 151ZM253 147V148H252ZM22 148L24 150H22ZM61 148V147H60ZM98 148H101L100 151L98 152ZM123 148V149H121ZM227 148V149H226ZM241 148V149H240ZM256 150H255V149ZM67 149V151H65ZM88 149V150H87ZM98 149V150H97ZM106 149V150H105ZM114 151H113V150ZM120 149V152H117L118 150ZM127 149V150H125ZM4 150V151H3ZM27 150V151H26ZM50 150V152H49ZM60 150L64 151L60 152ZM86 150V152L84 151ZM116 150V151H115ZM139 152H138V151ZM238 150H242V151H238ZM6 151V152H5ZM26 151V152H25ZM104 153H102V152ZM106 151V152H105ZM107 151H110V155L109 156H106V154H108ZM235 151V152H234ZM53 152V153H52ZM90 152V153H89ZM92 152H94L92 154ZM128 152V153H127ZM227 152V153H226ZM238 152V153H237ZM255 152V154H254ZM262 152V153H261ZM87 153V154H86ZM96 153V154H95ZM106 153V154H105ZM112 153V154H111ZM116 153V154H115ZM239 153H243L241 155H239ZM246 155H245V154ZM87 156H86V155ZM94 154L96 156H94ZM126 154V155H125ZM128 154V155H127ZM112 155V156H111ZM118 155V156H117ZM121 155V157H119ZM236 157H234V156ZM245 155V156H243ZM248 155V156H247ZM91 156V157H90ZM113 156H115L116 158H114ZM125 156V157H123ZM128 156V157H127ZM253 159H252V157ZM2 157V158H1ZM22 157V158H20ZM109 157V158H107ZM118 157V158H117ZM123 157V158H122ZM232 157V158H231ZM246 157V158H245ZM249 157V158H248ZM87 158V159H86ZM99 158V160H98ZM105 158V159H104ZM111 158V160H110ZM120 158V159H119ZM177 158V157H176ZM183 158V157H182ZM222 158V156L220 157ZM238 158V159H237ZM240 158H243V159H240ZM258 158V159H257ZM263 158V159H262ZM89 159V160H88ZM108 159V160H107ZM123 159L125 162H123ZM138 159V160H137ZM214 159V158H213ZM234 159H237V161L239 162H235ZM240 159V160H239ZM246 159V160H245ZM261 159V160H260ZM87 160V161H86ZM97 160V161H96ZM101 160V162H100ZM116 160V161H115ZM128 160V161H127ZM244 160V161H243ZM249 160V161H248ZM93 163H92V162ZM105 161V162H104ZM127 161V162H126ZM231 161V162H230ZM252 161V163H251ZM259 161V163H258ZM111 162V163H110ZM121 162V163H119ZM247 162V163H246ZM250 162V163H249ZM44 163V165L42 164ZM47 163V164H46ZM50 163V164H49ZM52 163V164H51ZM103 163H105V165H103ZM109 163V164H108ZM117 163V164H116ZM119 163V165H118ZM139 163V164H138ZM238 163V164H236ZM246 163V164H245ZM92 164V165H91ZM95 164V165H94ZM245 164V165H244ZM261 164V165H260ZM108 165V166H106ZM237 165V166H236ZM242 165V166H241ZM259 165V166H258ZM46 166V167H45ZM81 166V168H80ZM99 166V167H98ZM104 166V167H103ZM113 166H117L119 168V176L118 177H114L111 173V167ZM120 166V167H119ZM122 166V168H121ZM144 166V167H143ZM146 166V167H145ZM158 167V164L156 165ZM155 166V171L154 173L157 175L158 173L160 174V171L161 169L158 170V168ZM213 166V167H212ZM228 166V167H227ZM241 166V167H240ZM258 168H257V167ZM261 166V167H260ZM98 167V168H97ZM101 167V169H100ZM124 167V168H123ZM216 167V168H214ZM236 168V169H235ZM256 168V169H255ZM260 168V169H259ZM53 169V170H52ZM96 169V170H95ZM137 172H135L136 170ZM141 169V170H140ZM153 169V168H152ZM231 169V170H230ZM241 171H240V170ZM47 170V171H46ZM132 170V171H131ZM134 170V171H133ZM230 170V171H229ZM233 170V171H232ZM239 170V172H238ZM262 170V171H261ZM59 171V172H58ZM91 171V170H90ZM97 171V172H95ZM101 171V172H100ZM106 173H104V172ZM123 171V172H122ZM159 171V172H157ZM229 171V172H228ZM261 171V172H260ZM26 172L28 173H33L31 179L29 181H26ZM236 172V173H235ZM242 172V173H241ZM247 172H248V175H247ZM251 172V175H249ZM110 173V174H109ZM136 173V174H135ZM230 173V174H229ZM239 173V175L237 174ZM241 173V174H240ZM107 176H106V175ZM130 174V175H129ZM262 174V176H261ZM48 175V177L52 180L51 181V184L46 186V183H45V179H46V176ZM53 175V177H52ZM99 177H98V176ZM136 175V176H135ZM234 175V176H233ZM242 175H245L242 177ZM57 176V177H56ZM101 176V177H100ZM113 176V177H111ZM134 176V177H133ZM250 176V177H249ZM56 177V178H55ZM71 177V178H70ZM110 177V178H109ZM134 179H133V178ZM55 178V179H54ZM93 178V179H92ZM105 178V179H104ZM112 178V180H111ZM123 178V179H122ZM248 178V179H246ZM58 179L62 180V185L59 186L57 185L56 183L58 182ZM86 179V180H85ZM108 179V180H107ZM120 179V180H119ZM122 179V180H121ZM246 179V180H245ZM54 180V181H53ZM71 180V182H69ZM90 180V181H88ZM101 180V181H99ZM103 180H104V183H103ZM119 180V181H118ZM129 180V181H128ZM233 180V181H234ZM27 183H26V182ZM94 181V182H93ZM98 183H96V182ZM121 181V182H120ZM133 181V182H132ZM136 181V182H135ZM25 182V183H24ZM54 182V183H53ZM56 182V183H55ZM69 182V183H67ZM92 182L94 184H92ZM232 182V181H231ZM53 183V184H52ZM101 183V184H100ZM109 183V184H108ZM122 183V184H121ZM125 183V184H124ZM133 183V184H132ZM87 184V185H86ZM107 184V185H105ZM113 184H115L116 186H114ZM100 185V186H99ZM50 186V187H49ZM56 186V187H55ZM70 186V187H68ZM86 186H88L86 188ZM110 186V187H109ZM122 186V187H121ZM130 186V187H129ZM198 186L199 187H203L204 186V183L202 181V179H199L198 180ZM47 187V188H46ZM60 187V188H59ZM64 187V188H63ZM94 187V188H92ZM115 187V188H114ZM117 187V189H116ZM120 187V188H119ZM126 187V188H125ZM62 188V189H61ZM91 190H90V189ZM104 188V189H103ZM123 188V190H122ZM182 188L184 189L185 193L187 191V188H186V182H183L182 183ZM25 189V190H23ZM60 189V190H59ZM96 189V190H95ZM116 191H115V190ZM126 189H128L126 191ZM260 189V190H258ZM111 190V192H110ZM113 190V191H112ZM96 191V192H94ZM106 191V192H104ZM118 191V192H117ZM129 191V192H128ZM73 192V193H72ZM115 192V193H114ZM117 192V193H116ZM109 193L112 195H109ZM135 193V192H134ZM63 194V195H62ZM103 194V195H102ZM132 194V192L130 193ZM129 194V195H130ZM138 195V192H136L135 194H132L131 195V198H133L132 200H136L135 202L137 203H140L141 201L137 200L139 196ZM241 193L238 194V198H236V204L237 205H240L239 207L236 208V213L238 214H227L226 215V218L227 219H231V220H228L227 223H229V221H231L229 224L225 223L227 225V227H230L229 229L232 230V231H238V233L236 232V236L234 235H229L227 234L226 232L223 231V228H221V235L218 237V234H213L212 237H214V240L216 241H213L212 242V237L206 233V232H202L201 234H197L195 233L196 235L193 234V241L194 242V245L196 247V249H191L192 248V245H191V248H188L186 249L184 252V256H181L180 257V261L182 263H188V262H192V264H211V261L210 260H215L216 258V251H214V249H217V245L220 246L221 249H225L226 247H228L229 245H231V248H233L237 253H240V254H243L244 252L243 251H248V256L251 257L252 259L253 258H256L257 256H260V249L261 247L264 246V198L263 197H259L257 198L256 197H253V206H252V210H250L249 208H246L245 206V201L244 199H242V196L240 195ZM73 195V196H72ZM98 195V196H97ZM105 195L108 196V198H105ZM115 195V197H114ZM187 196V194H186ZM239 196H241V200L239 201ZM67 197V198H66ZM97 197H101V198H97ZM110 197H111V200H110ZM116 197H119V198H116ZM138 197V198H137ZM66 198V199H65ZM136 198V199H135ZM141 198V197H140ZM139 198V199H140ZM49 199V204L47 203V200ZM114 199V200H113ZM116 199V200H115ZM260 199V200H259ZM44 200V202H43ZM94 200V201H92ZM113 200V201H112ZM141 200V199H140ZM163 200V203L165 205H170V195L169 196H164L162 198ZM55 201V203H54ZM112 201V202H111ZM115 201V202H114ZM139 201V202H138ZM42 202V203H41ZM45 202L49 205H46ZM64 202V203H63ZM117 202V203H116ZM262 202V203H261ZM66 203V204H65ZM167 203V204H166ZM172 205H175L172 201H171ZM260 203V204H259ZM55 204V205H54ZM65 204V205H64ZM75 204V205H77ZM86 204V205H85ZM176 204H178L176 202ZM244 206H243V205ZM51 205V206H50ZM77 205V206H78ZM84 205V206H83ZM88 205V207H87ZM249 205V204H247ZM48 206V207H47ZM53 206V207H52ZM97 206V208H96ZM82 207V208H81ZM84 207L86 209H84ZM243 210L246 212V210H250L249 212L252 213L251 214V217L249 219V222L243 220L241 224H239V215L243 212V210H241L242 208ZM261 207V208H260ZM64 208V209H63ZM91 208V209H90ZM241 208V209H240ZM59 209V210H58ZM72 209V212H70ZM80 209V210H78ZM97 209V210H95ZM257 209V210H256ZM68 212V215L70 216L68 218V216H63L64 214H66V212ZM89 210V212H88ZM64 213H63V212ZM87 211V212H86ZM242 211V212H241ZM259 211V212H258ZM75 212V213H74ZM258 212V213H257ZM61 213V214H60ZM76 215H74V214ZM93 213V214H92ZM263 213V214H262ZM71 214H73L71 216ZM97 214V215H96ZM187 214H191L189 212H187ZM223 214V213H222ZM55 215V216H54ZM224 215V214H223ZM223 215H220V219L222 220L223 218ZM229 215V216H228ZM252 215H253V218H252ZM260 218H263L260 219ZM233 216V217H231ZM74 217V218H73ZM190 217V216H189ZM257 217V218H256ZM57 218V219H56ZM64 218V219H63ZM71 218L73 220H71ZM76 218V219H75ZM90 218V219H89ZM259 218V220H257ZM56 219V220H55ZM60 219V220H59ZM67 220H70V221H67ZM238 220V221H237ZM237 221V223H235ZM254 221H257L256 223ZM262 221V222H261ZM54 222V224H53ZM60 222V224H59ZM67 222L69 224H76L77 225V229L75 230H70L69 231H66L64 228H62L60 230V227H65L67 225ZM245 222V223H244ZM57 223V224H56ZM233 223V224H231ZM244 223V224H243ZM54 228H53V225ZM81 224V225H80ZM250 224V225H248ZM255 224V225H254ZM59 225H62V226H59ZM87 225V226H86ZM220 225V224H219ZM239 225V226H238ZM258 225V226H257ZM263 225V226H262ZM244 226V227H243ZM247 228H246V227ZM82 227V228H81ZM244 229H243V228ZM263 227V228H262ZM56 228V229H55ZM59 228V229H58ZM239 228V229H238ZM242 228V229H241ZM262 228V229H260ZM58 229V230H57ZM238 229V230H236ZM54 230V231H53ZM59 232H62L60 233V236H59V233H56L57 231ZM64 230V231H63ZM79 230V231H78ZM91 230V232H90ZM75 231L78 233H75ZM88 233H87V232ZM126 233H124V232ZM241 231V232H240ZM245 231V232H244ZM250 231V232H249ZM74 232V234H73ZM90 232V233H89ZM122 232V233H121ZM240 232V233H239ZM56 233V235H55ZM64 234V237L62 234ZM247 233H250V234H247ZM88 234V235H87ZM121 236H120V235ZM118 234V240H115L114 241V246H120L121 248V251L118 253L119 255H122L123 257H125L124 259L123 258H120V260H123L125 261V263L129 261H133L134 259V256L131 255V253H133V250H136V252L134 251L133 254L136 255L135 258L138 259V261L141 263V264H157L158 261H167V257H168V254H165L166 252L165 251H159L157 252L156 254V257H155V261H152V259H149L148 260H143L141 261V259H144L145 256H141L142 253L144 254L145 251L144 249H141V250H137V248L135 247L136 244H137V241L134 237V235H132L129 231H125V229H122L120 231V233ZM242 234V235H241ZM257 234V235H256ZM131 235V236H130ZM73 236V238H72ZM76 236V237H75ZM242 236V238H241ZM261 236V237H260ZM45 237V238H44ZM49 237V238H48ZM58 237V239H57ZM62 237V238H60ZM69 237V238H68ZM81 237V238H80ZM222 239H221V238ZM257 237L259 239H257ZM263 237V238H262ZM68 238V240H67ZM72 238V239H71ZM75 238V239H74ZM122 238L123 239H126V242H122ZM134 238V239H133ZM261 238V239H260ZM47 239V240H45ZM56 239V240H55ZM71 239V240H70ZM75 241H74V240ZM80 239V240H79ZM227 239V240H225ZM243 239V240H242ZM54 240V241H52ZM132 240V241H131ZM225 240V241H224ZM240 240V241H238ZM50 241V243H49ZM55 241L57 244H55ZM64 241V242H63ZM120 241V242H119ZM135 241V242H134ZM227 241V242H226ZM233 241V242H232ZM236 241V242H235ZM52 242H54L52 244ZM59 242H61V244H58ZM81 242V243H80ZM210 242V243H209ZM224 242V243H222ZM258 244H257V243ZM64 243V245H62ZM68 245H66V244ZM212 243V244H211ZM238 243V244H237ZM52 244V246H51ZM211 244V245H210ZM237 244V245H236ZM248 244V245H247ZM57 245V247L55 248V246ZM135 245V246H134ZM243 245V246H242ZM260 247H259V246ZM65 248L66 250V255L65 256H62L63 254L61 253H58L59 252V249L61 250L62 247ZM66 246V247H65ZM68 246H70L68 248ZM223 246V247H222ZM242 248H241V247ZM135 249H134V248ZM203 247V248H202ZM259 249H258V248ZM240 248V249H238ZM251 248V250H249ZM57 250L58 252L53 251V250ZM132 249V251H131ZM203 249V250H201ZM205 249V250H204ZM237 249V250H236ZM244 249V250H243ZM73 250V251H72ZM255 250V251H254ZM72 251V252H71ZM130 251V252H129ZM188 251V252H187ZM213 253H212V252ZM52 254H51V253ZM69 252V253H68ZM83 252V253H82ZM85 252V253H84ZM205 252V253H203ZM208 252V253H207ZM242 252V253H241ZM140 253V255H139ZM57 257H55V255ZM61 254V255H60ZM89 254V255H88ZM125 254V255H124ZM190 254V256H189ZM196 254V257L195 255ZM202 254V255H200ZM254 254V255H252ZM258 254V255H256ZM106 255V257H105ZM44 256L47 258H44ZM61 256V257H60ZM81 256V258H80ZM88 256V257H87ZM99 256V257H98ZM132 256V257H130ZM204 256H209V257H204ZM212 256V258H211ZM80 258V259H79ZM92 258V259H90ZM133 258V259H132ZM195 258H198V259H195ZM206 258V259H205ZM59 259V260H58ZM79 259V260H78ZM87 259V260H86ZM97 259V260H96ZM184 259V260H183ZM186 259V260H185ZM209 259V260H207ZM226 259V262H224L225 264H229V257L226 256L225 257ZM66 260V261H65ZM100 260L102 262H100ZM194 260V261H193ZM82 261V262H80ZM94 261V262H93ZM109 261V262H108ZM152 261V262H150ZM201 261V262H200ZM59 262V263H57ZM108 262V263H107ZM149 262V263H148ZM156 262V263H155ZM200 262V263H199ZM205 262V263H204ZM230 264H233L232 262H230ZM264 264V262H263Z\"/></svg>",
	"mask_w": 264,
	"mask_h": 264
}]
</instances>
